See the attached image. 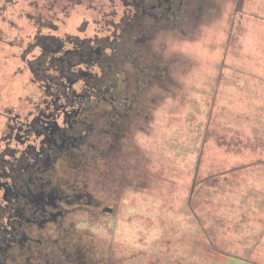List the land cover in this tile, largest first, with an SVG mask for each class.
Masks as SVG:
<instances>
[{"label":"rangeland","instance_id":"obj_1","mask_svg":"<svg viewBox=\"0 0 264 264\" xmlns=\"http://www.w3.org/2000/svg\"><path fill=\"white\" fill-rule=\"evenodd\" d=\"M29 1L0 0L7 9L0 21V131L4 111L29 110L35 91L37 103L46 100L21 53L38 35L30 20L14 14L24 15ZM197 1L200 9L192 5L177 27L134 47L142 59L124 58L120 43L112 61V73L122 68L118 86L128 90L119 99L127 110L121 122L112 118L111 150L103 157L99 148L86 177L101 204L86 206L85 198L65 223L90 249L91 264H264V0ZM93 13L83 0L66 16L57 14L55 30L47 32L60 39L65 32L108 35ZM143 54L158 58L163 69L156 76L136 74L147 64ZM106 73L100 78L108 80ZM138 78L141 87L133 83ZM74 84L79 92L81 83ZM69 120L59 118L67 129ZM54 168L64 173L60 161Z\"/></svg>","mask_w":264,"mask_h":264},{"label":"flooded vegetation","instance_id":"obj_2","mask_svg":"<svg viewBox=\"0 0 264 264\" xmlns=\"http://www.w3.org/2000/svg\"><path fill=\"white\" fill-rule=\"evenodd\" d=\"M39 1L30 0L24 15L14 12L20 21L23 17L30 20L32 34L38 35L35 45L27 41L21 53L31 80L43 84L46 100L37 103L35 91L27 98L29 110L19 114L4 111L7 120L0 131V264H91L90 249L68 233L65 223L68 213L85 198L86 206L101 204L87 191L86 177L90 164L100 158L99 148L103 157L111 150L106 136L112 132L113 116L124 115L127 110L122 98L116 102L123 94L117 89L122 68L112 73V61L121 52L120 43L126 46L124 58L139 61L141 55H134L138 43L148 47L157 30L177 27L181 19L192 14V5L197 9L200 6L197 0H86L87 9L99 16L92 20H102L109 34L100 36L96 31L80 38L65 32L60 39L47 32L57 26L51 23L57 20L54 13L66 16L83 0ZM119 1L121 14L116 19ZM5 11L0 9V21ZM81 27L78 33L86 32ZM106 46L110 54H106ZM27 52L33 54L29 59L25 57ZM157 59H146L147 64L136 74L156 76L163 69L155 64ZM150 61H154V72H149ZM106 72L110 86L102 88L100 73L104 76ZM58 78L62 79L60 84L55 81ZM112 78H116L113 85ZM75 80L81 83L77 85L79 92L73 88ZM102 91L110 96L107 102H101ZM112 92L117 97H112ZM56 96L67 102L54 101ZM59 109L61 114L56 112ZM59 118L70 119L68 129ZM73 130L80 132L78 138L68 134ZM89 138L96 141L87 142ZM102 143L104 148L100 147ZM75 145L81 152L77 156L71 151ZM58 161L64 173L57 176L54 166ZM74 169L75 176L71 177Z\"/></svg>","mask_w":264,"mask_h":264},{"label":"trees","instance_id":"obj_3","mask_svg":"<svg viewBox=\"0 0 264 264\" xmlns=\"http://www.w3.org/2000/svg\"><path fill=\"white\" fill-rule=\"evenodd\" d=\"M61 6V5H60ZM55 15H57V13H54ZM53 14V17H55V15ZM55 20H56V18H54V20H53V22H51L52 24H54V25H56V23H55ZM141 58V57H140ZM141 74V73H140ZM105 75V74H104ZM129 77V76H128ZM137 77V76H136ZM140 81H141V79L140 78H138V80H136L135 82H133L134 84H137V85H135V86H140L141 84H140ZM101 84L102 85H106V86H110L109 85V82L108 81H106L105 80V78H101ZM142 86V85H141ZM140 86V87H141ZM139 87V88H140ZM102 88H103V86H102ZM117 89H121L122 90V92H123V94H125L126 92H127V88H124V87H122V86H118L117 85ZM122 94V95H123ZM109 95V94H108ZM106 93H105V95H101L102 97H101V102H107L109 99H110V96H108ZM112 95H113V97H117V95H115V94H113V92H112ZM104 96H106L107 97V100H104L103 98H106V97H104ZM130 100H133L135 103L137 102V100L138 99H136L135 98V96L134 97H132V99H130ZM133 101L131 102V104H132V106H134V104H133ZM116 102H120V99L118 98V99H116ZM123 104L125 105V101L123 102ZM127 107H129V106H127ZM124 108H126V106L124 107ZM123 116L124 115H114L113 116V118H117V121L118 122H121L124 118H123ZM241 167H243V166H241ZM241 167H239V168H241ZM207 179H209V178H205V179H200V181H199V184H206L207 183ZM195 182H196V180H195Z\"/></svg>","mask_w":264,"mask_h":264}]
</instances>
